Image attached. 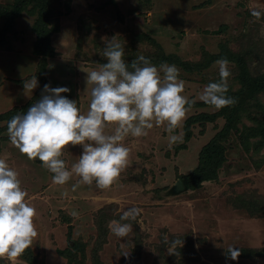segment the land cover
Returning a JSON list of instances; mask_svg holds the SVG:
<instances>
[{
    "label": "rangeland",
    "instance_id": "obj_1",
    "mask_svg": "<svg viewBox=\"0 0 264 264\" xmlns=\"http://www.w3.org/2000/svg\"><path fill=\"white\" fill-rule=\"evenodd\" d=\"M15 1L0 0V264H264V0H18L11 17ZM214 137L226 159L188 186Z\"/></svg>",
    "mask_w": 264,
    "mask_h": 264
},
{
    "label": "trees",
    "instance_id": "obj_2",
    "mask_svg": "<svg viewBox=\"0 0 264 264\" xmlns=\"http://www.w3.org/2000/svg\"><path fill=\"white\" fill-rule=\"evenodd\" d=\"M24 5L22 2L16 0L15 3L13 4V10L9 11V10H5V12H8V14L11 17H16L19 16L22 11H23ZM38 25L36 24V30L38 32V39L36 41V50H38L40 53H45V54H50L51 52H53L54 47L52 45L51 42V37L52 35L57 31V29H50L48 27L49 23V15L47 13V11H43L41 13V16L39 17L38 21H37ZM225 27H221L219 28L216 33H222L224 31ZM147 37L151 38L153 41H155V39H153L150 35H146ZM156 42V41H155ZM230 54H232L231 52H229L227 49H223L222 50V55L224 56H229ZM172 58L171 55H163V60L165 61H170ZM237 61L240 65H243L244 63V59L237 57ZM46 65V63H44V66ZM244 69V68H241ZM256 82H254V84L258 85V83H260L257 79H255ZM264 87V83L261 85ZM230 97H227V99H223L221 98V96L216 97V99L213 100H207V101H203L199 104V106H209V105H218L220 103H222L225 100H229ZM170 100H176L173 98H170ZM177 102L180 103L181 106H188L184 101H180V100H176ZM31 108V112L33 110V108L35 107L34 104H30ZM31 112H27V115H21V119L24 118L25 122H28L29 117H30V113ZM3 114V115H7ZM1 115V116H3ZM169 113H166V116L168 117ZM207 117L205 112L199 113V114H195L190 116L187 120H186V125L188 127L189 123L191 121H202L205 120ZM191 137V133L189 130H187L185 138L186 139H190ZM225 146L218 143L216 138L214 137L209 143H207L202 151L201 154L202 156L200 157V161L201 164L195 169L193 170L191 173H189L188 175L185 176V180L188 186H199L201 185L204 181L212 179L213 176L216 174L217 172V168L219 167V165L226 159V155H225ZM210 165H214V167H212V169H209Z\"/></svg>",
    "mask_w": 264,
    "mask_h": 264
},
{
    "label": "water",
    "instance_id": "obj_3",
    "mask_svg": "<svg viewBox=\"0 0 264 264\" xmlns=\"http://www.w3.org/2000/svg\"><path fill=\"white\" fill-rule=\"evenodd\" d=\"M182 189H186V185L182 180H179L176 185L173 187L174 192H179Z\"/></svg>",
    "mask_w": 264,
    "mask_h": 264
}]
</instances>
